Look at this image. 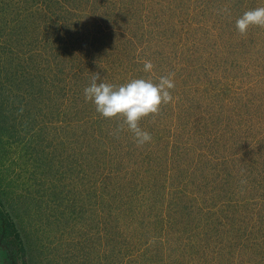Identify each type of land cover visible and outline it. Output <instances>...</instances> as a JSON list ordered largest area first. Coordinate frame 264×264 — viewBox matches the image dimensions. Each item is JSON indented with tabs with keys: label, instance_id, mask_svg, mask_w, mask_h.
Masks as SVG:
<instances>
[{
	"label": "rangeland",
	"instance_id": "1",
	"mask_svg": "<svg viewBox=\"0 0 264 264\" xmlns=\"http://www.w3.org/2000/svg\"><path fill=\"white\" fill-rule=\"evenodd\" d=\"M258 7L0 0V264H22L10 222L28 264H264V28L235 27ZM93 73L174 74L173 101L140 121L150 143L85 100ZM72 141L109 146L110 193Z\"/></svg>",
	"mask_w": 264,
	"mask_h": 264
},
{
	"label": "clouds",
	"instance_id": "2",
	"mask_svg": "<svg viewBox=\"0 0 264 264\" xmlns=\"http://www.w3.org/2000/svg\"><path fill=\"white\" fill-rule=\"evenodd\" d=\"M264 28V7L246 11L237 21L239 35L245 36L250 27ZM153 64L145 61L144 72H151ZM174 74L162 76L158 83L148 79H133L118 88L109 83L100 82L99 73H93L90 86L84 89L86 101H91L102 118L117 122L116 133L125 128L133 134L137 147H143L152 141L151 135L139 125L146 117L153 118L160 113L161 106L173 101L170 90L175 87Z\"/></svg>",
	"mask_w": 264,
	"mask_h": 264
},
{
	"label": "trees",
	"instance_id": "3",
	"mask_svg": "<svg viewBox=\"0 0 264 264\" xmlns=\"http://www.w3.org/2000/svg\"><path fill=\"white\" fill-rule=\"evenodd\" d=\"M3 30H4V28H1L0 29V32H3ZM24 55L25 54H22L21 56H24ZM28 57H30V56H28ZM24 59H25V61H27V58H24ZM1 60H2V57H1V50H0V61ZM26 65H28V63ZM59 124L60 125H63V126H70L69 127L70 129H74V127H72V126H73V124H76V122L75 121H72L71 119H69L67 121L60 120L59 121ZM97 140H98V138H97ZM72 144H73L74 148L77 151L75 154L78 157H82L83 154L86 156V154L84 152L91 153V157H89V161H90V166L92 165L93 166V170H94V172L92 174L98 173V174H100V176H103V177H101V180H102L101 182L102 183L106 180V177L104 176V173H102L101 171H104L105 172V170H106V176H108V177H118V173H117L116 170H114L111 167H107L106 166L107 168H109V169H107L106 167H103L102 166V164L104 162L103 159L105 157H107L105 155H108L110 153L109 146H107L106 148H103V143H101V144H99L97 146L90 147V146H84L83 143H77L76 141H72ZM108 179H110V178H108ZM90 180H91V178H90ZM91 181H92V184H93L95 182V179H92ZM116 182H118L117 179L112 183L113 186H114V183H116ZM104 184H105V188H106V190L108 192L111 191V188L113 189V187H111V185H110V181H108V182L105 181ZM108 209H109L108 211L110 212L111 211V208L108 207ZM110 214H112V213H110ZM107 216H108V221H109L110 217H109V215H107ZM111 216H114V217H111V218H115L116 215H113L112 214ZM151 221H152L151 219H148V223H150ZM8 229L10 230V234L8 235V237H10L12 234H14L12 243H10V245L11 246H14L15 245L17 247V251H18V254H19V258H21L22 264H28L27 250L25 248V245H24L22 239L20 238V235L15 230L13 224H11V222L8 223ZM3 231L4 230L0 228V240L1 241L3 240V238H2L3 236H1ZM111 239L114 240V237H112ZM13 241H15V242H13Z\"/></svg>",
	"mask_w": 264,
	"mask_h": 264
}]
</instances>
